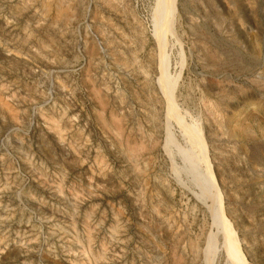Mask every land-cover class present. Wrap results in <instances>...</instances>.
<instances>
[{"label":"rangeland","instance_id":"rangeland-1","mask_svg":"<svg viewBox=\"0 0 264 264\" xmlns=\"http://www.w3.org/2000/svg\"><path fill=\"white\" fill-rule=\"evenodd\" d=\"M163 6L0 0V264H225L169 121L264 264V0Z\"/></svg>","mask_w":264,"mask_h":264},{"label":"bare ground","instance_id":"bare-ground-1","mask_svg":"<svg viewBox=\"0 0 264 264\" xmlns=\"http://www.w3.org/2000/svg\"><path fill=\"white\" fill-rule=\"evenodd\" d=\"M174 4L175 0H164V6H163V12L158 16V20L155 22V30L157 31V36L159 37V42L161 41L162 32H164V24L163 21V14H169L168 16L172 19L173 12H174ZM166 10V11H165ZM165 14V15H166ZM164 15V16H165ZM167 16V15H166ZM168 17V18H169ZM169 18V20H170ZM174 19V18H173ZM163 20V21H162ZM167 20V19H166ZM168 21V20H167ZM171 22V21H170ZM169 22V23H170ZM166 23V22H165ZM173 25V20L172 23ZM168 25V24H167ZM170 26V25H168ZM170 35L171 38L174 39V41L178 44L179 39L178 35L175 31V29H170ZM161 31V32H160ZM179 45V44H178ZM180 46V45H179ZM161 48V61H160V81L161 86L165 90V93L170 97L172 91L175 89L176 82L183 71V68L185 66L184 63V54L182 53V47L180 46V61L179 63V70L177 72V75L172 76L168 70V63L166 62V58L162 54V46ZM168 129H167V145H166V151L167 154L170 157V160L172 162V167L177 174L178 177H180L179 168L177 167V164L175 162V159L172 155L171 149L169 146L175 147L178 149V151L181 153V156L183 158V161L186 163L187 168L186 172L188 174V177L190 180L187 182H182L184 186H189V182H192L194 189H192V193L200 199L203 204L207 206V209L210 211L211 216L213 218L214 224L216 226L217 234L220 238H222V244L221 247L227 250V255L225 257L224 263L225 264H247L246 256L241 248L240 240L238 238V234L236 233V230L233 228L232 222L226 217L225 215V208L223 204L218 200L217 196L211 191L208 180L206 176L204 175L202 169L198 165L194 155L191 152L184 153L182 150L181 145L177 141V139L173 136H171L169 128L171 127V122H168ZM28 167V166H27ZM76 199V198H75ZM207 253V252H206ZM208 255V253L206 254ZM208 256L206 257L207 260ZM209 260V259H208ZM209 264V261H206Z\"/></svg>","mask_w":264,"mask_h":264}]
</instances>
